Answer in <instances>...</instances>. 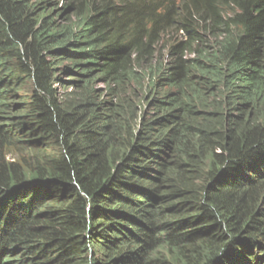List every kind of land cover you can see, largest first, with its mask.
<instances>
[{"label":"trees","instance_id":"1","mask_svg":"<svg viewBox=\"0 0 264 264\" xmlns=\"http://www.w3.org/2000/svg\"><path fill=\"white\" fill-rule=\"evenodd\" d=\"M0 264H264V0H0Z\"/></svg>","mask_w":264,"mask_h":264},{"label":"rangeland","instance_id":"2","mask_svg":"<svg viewBox=\"0 0 264 264\" xmlns=\"http://www.w3.org/2000/svg\"><path fill=\"white\" fill-rule=\"evenodd\" d=\"M141 128L143 129V125H141V127L139 128V131L141 130Z\"/></svg>","mask_w":264,"mask_h":264},{"label":"bare ground","instance_id":"3","mask_svg":"<svg viewBox=\"0 0 264 264\" xmlns=\"http://www.w3.org/2000/svg\"><path fill=\"white\" fill-rule=\"evenodd\" d=\"M177 63V62H176ZM173 64V63H172Z\"/></svg>","mask_w":264,"mask_h":264}]
</instances>
